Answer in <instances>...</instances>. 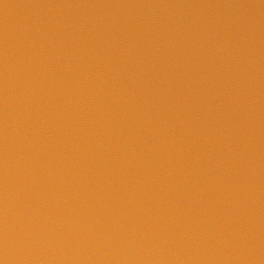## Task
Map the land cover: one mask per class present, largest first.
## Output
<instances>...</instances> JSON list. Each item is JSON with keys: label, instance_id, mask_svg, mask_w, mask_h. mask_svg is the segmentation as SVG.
<instances>
[{"label": "water", "instance_id": "1", "mask_svg": "<svg viewBox=\"0 0 264 264\" xmlns=\"http://www.w3.org/2000/svg\"><path fill=\"white\" fill-rule=\"evenodd\" d=\"M0 264H264V0H0Z\"/></svg>", "mask_w": 264, "mask_h": 264}]
</instances>
